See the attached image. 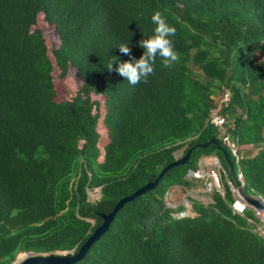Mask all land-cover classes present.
<instances>
[{
	"label": "trees",
	"instance_id": "1",
	"mask_svg": "<svg viewBox=\"0 0 264 264\" xmlns=\"http://www.w3.org/2000/svg\"><path fill=\"white\" fill-rule=\"evenodd\" d=\"M39 15L58 38L50 54ZM255 53H264V0H0V264L75 254L99 214L191 148L74 264H264L259 220L232 209L225 183L207 206L189 199L193 217L164 201L174 186L192 188L188 173L203 157L218 158L231 180L221 148L243 191L264 203V61L253 63ZM54 68L82 82L68 100L56 101ZM221 87L232 139L258 146L253 156L236 159L207 122ZM92 96L104 101L101 151Z\"/></svg>",
	"mask_w": 264,
	"mask_h": 264
},
{
	"label": "rangeland",
	"instance_id": "2",
	"mask_svg": "<svg viewBox=\"0 0 264 264\" xmlns=\"http://www.w3.org/2000/svg\"><path fill=\"white\" fill-rule=\"evenodd\" d=\"M37 28H39L44 36V39L46 41V45L50 51L58 46V38L51 26L46 25L42 21L41 15H39L37 19ZM260 61H264V53H255L252 55V62L258 63ZM53 79H54V87L56 90V101L61 102L68 100L71 98L73 93L77 91V89L80 88L82 82L81 80L76 76L73 70H69L64 78L59 77V71L57 68H54L53 71ZM92 99L97 101L100 105V118L97 124V130L99 132V140H98V147L100 151L102 150L103 146H105L108 143V138L106 134V129L103 125V117H104V107H103V98L101 96H92ZM258 150V146L253 145H245V146H239V153L242 157H250L253 156ZM176 158L181 157L182 150L177 151L175 154ZM212 158L203 157L204 161L208 159H213L215 162L213 164H217V167L220 166V169L222 171V180L223 183L227 185V181L229 180L228 176L226 175V168L221 166L220 163L215 159L214 156H211ZM206 158V159H205ZM200 161V160H199ZM202 162V161H200ZM200 162H198V168ZM205 163V162H204ZM210 167H205L204 170L207 172L209 168H212V163ZM192 183V188L186 189L184 187H172L168 190L164 197V201L168 208L171 209H177L178 207L182 206L184 209L182 212L186 214L188 217H193L195 214L191 210V203L189 202V199L198 201L202 203L203 205L207 206L212 203L211 199V193H208L205 191V185L204 180L205 179H196L189 177ZM229 186V185H227ZM99 199V192L98 189H95L93 191H89V200L90 201H96ZM188 200V202H186ZM261 201V200H260ZM242 205L245 206V209H248L252 211L255 215V217L259 220V225H255V230L258 231L260 234L263 233V227H264V211H256V209H253L249 205H245L241 201ZM181 212H176L174 216H178V214Z\"/></svg>",
	"mask_w": 264,
	"mask_h": 264
},
{
	"label": "water",
	"instance_id": "3",
	"mask_svg": "<svg viewBox=\"0 0 264 264\" xmlns=\"http://www.w3.org/2000/svg\"><path fill=\"white\" fill-rule=\"evenodd\" d=\"M210 143L214 144L215 142L210 140V141H207L206 143H204L202 145H196V146L197 147H206ZM191 149H189L180 158H178L175 161H173L172 163L164 166L160 170L159 174L157 175V177L155 178L154 181L146 183L145 185L139 187L132 194L125 196V197L121 198L120 200H118L110 213H108L106 215L99 214V216L102 219V223L92 232V234L80 246V248L78 249V251L75 254H73L74 251H71V252H54L52 254L20 253L17 255V257L15 258V260L11 264H74V263L80 261L84 257V255H85L86 251L89 249V247L108 229V226L111 223V221L113 220L117 211L119 209H121L124 204H126V203L132 201L133 199L143 195L147 191L152 190L154 188V186L157 184V182L159 181V179L163 176V174L167 170H169L170 168L179 166V165H185L189 160V155H190ZM219 149L223 153L225 162L228 165V169H229V172L231 174V180H233V182L235 183V185L238 188V192H239L241 201L247 206L249 205V206L256 208V210H258V211H264V204L262 201H260L255 196L247 195L243 191L241 184L238 182L237 177L233 174L232 168L229 165L228 158L226 156V152L221 148H219ZM203 159L204 158H201L200 161H202ZM215 159L220 163L218 158L215 157ZM189 174L190 173H188V176H189ZM242 184H244V181ZM98 192H99V198H100V189H98ZM88 195H89V192H88ZM223 195H224V193H223ZM186 202H188V200H186ZM177 217L178 218L186 217V214L184 212H181L178 214ZM263 231H264V227H263ZM20 255H23V257H24L22 260H19Z\"/></svg>",
	"mask_w": 264,
	"mask_h": 264
},
{
	"label": "built area",
	"instance_id": "4",
	"mask_svg": "<svg viewBox=\"0 0 264 264\" xmlns=\"http://www.w3.org/2000/svg\"><path fill=\"white\" fill-rule=\"evenodd\" d=\"M215 105L209 111L207 122L212 125L218 134V138L222 143L229 149L231 154L238 159L237 153L239 151V146L229 132L231 128V122L228 120V116L223 114L222 110L228 106L230 102V92L227 88L221 87L220 91L212 97ZM205 167H210L211 164H203ZM188 177H193L196 179H205V191L208 193H213L214 191L220 193L223 196L224 193V183L222 180V172L220 166L217 164H212V168H209L207 172L203 171L201 168L197 169L195 172H190ZM238 182L243 186V178L240 174L236 175ZM227 185L232 192L234 202L231 205L232 209L237 213H242L245 206L241 203V198L238 192V188L233 182V180H228ZM264 204V203H263ZM264 235V231L262 233Z\"/></svg>",
	"mask_w": 264,
	"mask_h": 264
},
{
	"label": "crops",
	"instance_id": "5",
	"mask_svg": "<svg viewBox=\"0 0 264 264\" xmlns=\"http://www.w3.org/2000/svg\"><path fill=\"white\" fill-rule=\"evenodd\" d=\"M208 158H212V157H208ZM205 159H206V158H205ZM204 162H205V163H204ZM200 164H201V165H199V168H198V169L201 168L203 171H205V170H204L205 166H204L203 164H207L206 161H204V159H203L202 162H200ZM206 168H207V167H206ZM221 172H222V171H221ZM175 187H180V186H174V188H175Z\"/></svg>",
	"mask_w": 264,
	"mask_h": 264
},
{
	"label": "bare ground",
	"instance_id": "6",
	"mask_svg": "<svg viewBox=\"0 0 264 264\" xmlns=\"http://www.w3.org/2000/svg\"><path fill=\"white\" fill-rule=\"evenodd\" d=\"M206 162H208V163H214L215 162V160H213V159H208V160H206ZM250 207H252V206H250ZM253 209H256V208H254V207H252ZM256 211H258V210H256ZM24 257H23V255H20L19 256V260H22Z\"/></svg>",
	"mask_w": 264,
	"mask_h": 264
}]
</instances>
